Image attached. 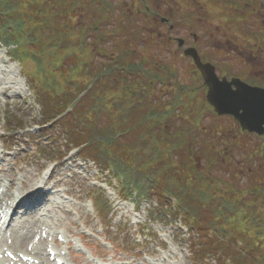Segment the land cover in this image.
Wrapping results in <instances>:
<instances>
[{"label":"rangeland","instance_id":"rangeland-1","mask_svg":"<svg viewBox=\"0 0 264 264\" xmlns=\"http://www.w3.org/2000/svg\"><path fill=\"white\" fill-rule=\"evenodd\" d=\"M124 1L126 4L132 3L131 0ZM64 2L68 6L75 3L73 12L57 17L54 25H65L68 18L76 24L77 31L93 25L82 40L96 54L94 67L104 69L110 65L116 68V72H110L112 79L120 77L116 74L121 69L114 61L118 55L120 38H133L134 35L113 33L116 18L111 20L107 12H101V5L96 0ZM54 10L59 11L61 8ZM115 11L117 14L116 7ZM93 30L109 38L96 42L91 36ZM131 33L135 34L134 28ZM139 36L147 38L142 31L136 35V41L128 38L129 49L135 52L137 62L142 59L146 63V66L142 65L143 71L149 73L152 84H148V80L141 87L146 86L151 91V97L148 98L149 105L144 103L138 109H131L129 125L145 113L159 111L155 105L171 98V80L167 73L171 68V55L166 51L159 53L155 48L157 46H147ZM8 49L0 43V146L2 144L3 147L0 149V187L5 186L0 188V192L7 191L1 203L7 206L15 190L22 193V198H27L29 194L32 196L24 203V209L17 210L11 226L0 231V264H54L47 254L50 249L58 251L66 264H257L261 261L264 248L258 245L246 247L244 240L238 238L239 232L249 234V229L243 227L241 221L245 213H250L244 203H253L257 214L264 218V199L254 194L246 195L242 190L248 177L257 179V175H260L255 163L237 164L242 162L243 153L236 148L226 151L234 159L231 166L222 162L223 154L218 146L212 148L215 154H207L218 140L211 137L210 130L217 125L229 128L227 121L218 124L209 119L201 120L195 129L191 121L187 122L180 116L183 105L178 103L172 120L166 119L164 124L158 120L156 122V134H159L160 128L170 133L178 129L191 130L187 137L190 139L191 159L196 169L208 178L207 183L216 186V190H233L241 194L236 199L239 216L228 211V202L231 201L217 191H214L212 202L207 196L200 197L198 200L204 205L216 207L214 202H219L221 216L212 215L208 206L199 204L191 211L198 213L197 210L201 209V213H198L199 227L194 224L191 228V219L187 225L182 214L178 216L172 213L173 207H176L174 200L161 203L156 193H153L150 201H142L138 206L132 200L123 201L116 181L111 180L106 172L102 173L89 156L75 149V143L66 137L70 129L68 125L83 114H87V119L80 123L81 129H77L81 135L89 133L97 137L109 133L106 115L109 110L95 107L94 89L90 96L81 100L75 117H67L65 124H53L56 120L50 125H43L48 118L45 116L48 111L44 101L39 102L35 95L33 89H37L36 82L25 76L21 65L10 58ZM121 73L125 75L124 70ZM82 78L84 83L88 79L87 76ZM161 80L163 86H159ZM132 81L142 83L141 74L132 76L126 73V82L130 84ZM48 84L43 88L44 97L53 96ZM165 84L169 85L168 90L163 88ZM145 91L142 89L140 94L144 96ZM108 107L114 109L112 103ZM115 127L116 133L120 134L121 126ZM223 131L227 133L226 141L234 144L233 132ZM129 134H120L115 142L132 146L137 142L138 149L144 146V135H147L145 125L137 126ZM212 139L216 142L213 143ZM248 142L246 140L245 144ZM71 149L73 153L67 155ZM77 152L79 154L76 156ZM185 154L180 149L173 155L177 171L184 170L181 163L185 160ZM49 167L54 169L49 177L42 179L46 177L44 170ZM98 188L102 191L100 195L104 194V199L108 200V206L101 207L95 202L100 196L94 194ZM220 204H223V208ZM207 219L214 226L206 224ZM253 221L256 226L257 220Z\"/></svg>","mask_w":264,"mask_h":264},{"label":"trees","instance_id":"trees-1","mask_svg":"<svg viewBox=\"0 0 264 264\" xmlns=\"http://www.w3.org/2000/svg\"><path fill=\"white\" fill-rule=\"evenodd\" d=\"M64 1L0 0V41L9 48L10 57L21 65L25 76H28L32 82H36L35 88L37 89L33 90L39 102L44 101L46 105L47 120L52 122L57 119L53 124H65L67 117H75L81 100L90 96L94 89L95 107L101 106L109 110L106 112L109 133L99 134L97 137L89 133L81 135L77 129H81L80 123L87 119V114H83L76 117L74 123L71 122L68 125L70 129L67 130L66 137L76 146H82V153L87 154L100 171H107L110 179L117 182L120 195L134 201L137 206L142 201H150L153 193H156L161 203L174 197L178 203L177 213L183 215L187 225L191 219V228L194 224L199 227L198 213H201V209L197 210L198 213L195 211L191 213L194 206L195 208L199 204L202 207L208 206L212 215L221 216V211L218 210L219 202L215 205L216 207L212 208L211 205L201 204V200H198L204 196L205 184L190 185L189 176L197 175L192 159L185 157L181 163L184 170L177 171L175 168L173 155L179 151L176 150V143L178 144L181 135L161 128L159 134L155 133L157 120L161 124H164L166 119L172 120L177 104L170 100L159 101L158 105H155L158 106L159 111L154 114L145 113L129 125L132 116L131 109H138L141 104L150 103L148 98L151 97V91L146 86L141 87L149 80V73L143 71L142 65L146 66L145 61L140 59L137 62L135 52L129 49L128 38L131 37L123 36L120 39L121 47L114 59L118 64L117 67L121 69L116 74L120 77L112 79L110 72H116V68H111L110 65L104 69L94 67L95 62L93 61L96 54L89 44L82 40L89 30H92L93 25H87L77 31L76 24L72 23L69 18L65 21L68 22L65 25H54L57 17L70 11L73 12L75 3L68 6ZM55 8H61V10L55 11ZM105 9L106 7H101L99 10L103 12ZM75 32H77L76 35ZM91 36L96 42L109 38L107 35H98L94 30ZM131 39L135 41L136 35ZM122 70L132 76L136 73L141 74L142 84H133V81L132 84L127 83L126 75H121ZM83 76L88 77L85 83L82 81ZM46 84L53 91L51 97L42 95ZM90 85L92 86L89 88ZM142 89H146L144 96L140 94ZM84 92V96L79 98ZM110 103L114 107L113 110L108 107ZM61 115L63 117L60 119ZM142 125H145L147 131V135H144L143 149H138L137 142L134 146L115 142L120 134H131L137 126ZM115 126H121L120 134L116 133ZM100 192L102 193L101 190H97L94 194L100 195ZM212 198L214 196L210 195V202ZM97 200L96 203L98 202L101 207L108 206L104 194H101ZM228 205V211L231 214L238 213L236 205ZM244 218L242 216V219ZM206 224L214 226L208 219ZM259 234L260 237L263 236L264 227L261 228ZM260 241L258 246L264 248V242ZM257 264H264V253Z\"/></svg>","mask_w":264,"mask_h":264},{"label":"flooded vegetation","instance_id":"flooded-vegetation-1","mask_svg":"<svg viewBox=\"0 0 264 264\" xmlns=\"http://www.w3.org/2000/svg\"><path fill=\"white\" fill-rule=\"evenodd\" d=\"M131 1L96 0L109 7V19L116 18L113 33L140 35L142 31L147 38L139 37L147 46H157L159 53L171 55L167 71L170 100L183 105L180 116L185 121H191L195 129L201 120L228 122L229 128L217 125L210 130L211 137L218 140L209 149L218 146L222 162L228 166L234 159L226 151L233 148L243 153L237 164L255 163L262 173L257 179L248 177L244 189L252 186L250 189L260 191L264 199V0ZM205 76L215 80L212 88ZM168 87L165 84L163 88ZM226 99L235 103L233 112L219 115L216 109L227 107L210 102ZM236 116L251 119L255 131L242 130ZM223 130L233 132L234 144L226 141Z\"/></svg>","mask_w":264,"mask_h":264},{"label":"water","instance_id":"water-1","mask_svg":"<svg viewBox=\"0 0 264 264\" xmlns=\"http://www.w3.org/2000/svg\"><path fill=\"white\" fill-rule=\"evenodd\" d=\"M205 79H206V82L207 84L212 88L213 84L215 83V80L213 79V77L211 76H205ZM212 104L216 107H218L220 104H222L223 106H226L227 109L224 110V111H221L220 109H216L217 112L219 114H223V113H230L233 111V109L231 108L234 104V102H231L229 99H226V100H217L216 102H213L212 101ZM238 119V121L240 122L241 124V127L243 130H247L249 132H254V127L251 123V119L249 118H246L244 116H238L236 117Z\"/></svg>","mask_w":264,"mask_h":264},{"label":"bare ground","instance_id":"bare-ground-1","mask_svg":"<svg viewBox=\"0 0 264 264\" xmlns=\"http://www.w3.org/2000/svg\"><path fill=\"white\" fill-rule=\"evenodd\" d=\"M22 195V194H21ZM21 195H19V198H18V202L17 201H14L13 205L12 206H16V207H21V205H23L24 201L26 200H29V198L32 196V194H29V196H27V198H22ZM34 196V195H33ZM11 206V207H12ZM8 217V218H7ZM10 216H8V212L5 213V218H7L6 222L8 221ZM17 240V239H15ZM50 264V263H48Z\"/></svg>","mask_w":264,"mask_h":264}]
</instances>
